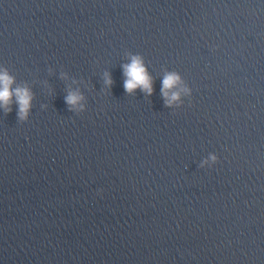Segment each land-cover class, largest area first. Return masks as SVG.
Masks as SVG:
<instances>
[{
	"label": "clouds",
	"instance_id": "9594fccd",
	"mask_svg": "<svg viewBox=\"0 0 264 264\" xmlns=\"http://www.w3.org/2000/svg\"><path fill=\"white\" fill-rule=\"evenodd\" d=\"M123 74L124 89L128 93H133L139 89L147 95L153 93V79L148 73V70L144 64L143 58L139 55H132L130 62L124 64ZM63 75V74H62ZM105 84L111 85L112 79L110 74L105 73ZM15 78L9 74L6 69H0V108L5 113L12 111V105L18 108L17 115L20 120H26L33 100V93L31 89L26 85L15 86ZM178 89V90H175ZM189 89L183 85V81L180 75L176 72H167L162 80L161 94L165 100L166 106H172L179 102L182 94H188ZM83 95L78 91L70 90L65 97L66 103L71 109H82L84 105ZM210 159L215 161L216 157L211 156ZM208 163L207 160L203 161V164Z\"/></svg>",
	"mask_w": 264,
	"mask_h": 264
}]
</instances>
